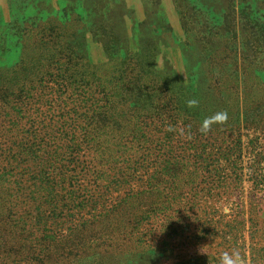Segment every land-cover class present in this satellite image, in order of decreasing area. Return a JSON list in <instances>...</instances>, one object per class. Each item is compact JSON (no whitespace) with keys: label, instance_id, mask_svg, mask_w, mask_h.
<instances>
[{"label":"trees","instance_id":"trees-1","mask_svg":"<svg viewBox=\"0 0 264 264\" xmlns=\"http://www.w3.org/2000/svg\"><path fill=\"white\" fill-rule=\"evenodd\" d=\"M242 7V61L222 69L220 83L202 84L211 71L200 67L179 80L154 59L98 66L72 20L25 27L18 61L0 67V264H57L70 244L78 251V215L98 195L154 196L196 168L264 159V99L248 102V124L263 138L256 145L242 142L237 106L226 105L230 92L239 97L240 76L264 94L252 79L254 63L264 71V0ZM221 111L228 119L202 132ZM138 178L149 181L142 190L132 188ZM88 241L81 250L93 257L98 244Z\"/></svg>","mask_w":264,"mask_h":264},{"label":"rangeland","instance_id":"rangeland-1","mask_svg":"<svg viewBox=\"0 0 264 264\" xmlns=\"http://www.w3.org/2000/svg\"><path fill=\"white\" fill-rule=\"evenodd\" d=\"M242 4L243 0H0V67L18 61L25 27L33 29L46 19L72 20L98 66L113 64L116 56L139 58L145 64L154 59L158 70L171 69L179 80L200 67L211 71L201 75L202 84L220 83L221 70L242 61ZM212 36L213 42L208 41ZM253 66L254 83L264 85V71L257 69L260 62ZM196 80L197 76L190 79L192 91ZM247 83L239 77V97L230 92L226 105L237 106L242 142L256 145L263 138L248 124L256 115L248 102H260L264 94ZM253 161L245 157L242 163L221 164L217 171L196 168L175 178L176 188L156 189L154 196L98 195L78 215L84 223L79 250L70 244L57 264H222L224 253L233 251L239 253L237 264H264V159L254 161L257 165ZM148 182L138 178L132 188L142 190ZM84 240L98 244L97 255H84Z\"/></svg>","mask_w":264,"mask_h":264},{"label":"clouds","instance_id":"clouds-1","mask_svg":"<svg viewBox=\"0 0 264 264\" xmlns=\"http://www.w3.org/2000/svg\"><path fill=\"white\" fill-rule=\"evenodd\" d=\"M189 106H195L197 104L196 100H189L187 101ZM228 119L227 112L221 111L214 113L212 116L207 117L204 119L201 127L202 132H207L209 130V126L214 122L223 123ZM239 259V253L233 251L231 254L224 253L222 258V264H237V260Z\"/></svg>","mask_w":264,"mask_h":264}]
</instances>
